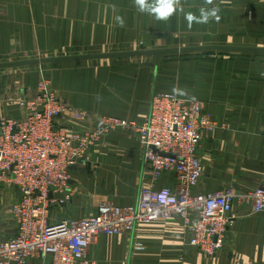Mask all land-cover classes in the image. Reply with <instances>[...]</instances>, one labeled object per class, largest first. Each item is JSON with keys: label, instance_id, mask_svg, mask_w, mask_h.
<instances>
[{"label": "crops", "instance_id": "1", "mask_svg": "<svg viewBox=\"0 0 264 264\" xmlns=\"http://www.w3.org/2000/svg\"><path fill=\"white\" fill-rule=\"evenodd\" d=\"M158 3L144 0L141 10L138 0H0V63L25 56L134 51L140 42L143 50L206 45L263 50H198L171 58L114 56L0 68V117L22 115L17 100L34 94L40 68L64 105L88 113L83 122L60 115L58 122L69 130L94 128L100 115L142 121L155 93L174 92L201 102L216 122L200 141L202 174L191 192L232 187L240 193L264 186V0H171L173 12L163 19L152 12ZM97 149L70 168L69 193L52 208L50 221L93 215L102 200L131 206L143 188L173 189L177 184L172 172L153 180L131 130L105 134ZM17 198L14 188L0 189L2 205ZM7 212L12 225L0 222L3 237L17 230L10 207ZM189 238L178 216L140 221L131 231L99 235L87 256L91 264H264V211L253 213L248 203L235 198L222 245L211 255L189 245ZM136 241L142 250L133 248Z\"/></svg>", "mask_w": 264, "mask_h": 264}, {"label": "built area", "instance_id": "2", "mask_svg": "<svg viewBox=\"0 0 264 264\" xmlns=\"http://www.w3.org/2000/svg\"><path fill=\"white\" fill-rule=\"evenodd\" d=\"M17 103L21 116L0 117V185L18 193L10 207L17 230L10 237L0 235V264H28L33 259L39 264H91L87 251L99 235L131 231L140 221H168L174 216L190 233L188 244L211 255L222 245L235 198L248 203L253 213L264 211V186L240 193L232 187L191 192L202 174L200 141L216 124L199 101L157 92L142 121L100 115L94 128L79 130H69L58 118L66 113L83 122L88 113L64 105L47 77L39 78L34 96ZM117 129L136 134L153 180L172 172L175 188H143L134 205L121 207L102 200L93 215L50 221L52 208L62 205L69 193L70 168ZM133 248L144 247L136 241Z\"/></svg>", "mask_w": 264, "mask_h": 264}, {"label": "water", "instance_id": "3", "mask_svg": "<svg viewBox=\"0 0 264 264\" xmlns=\"http://www.w3.org/2000/svg\"><path fill=\"white\" fill-rule=\"evenodd\" d=\"M198 50H250V51H257V50H263V49L235 47V46H213V45L195 46V47H180V48L147 49V50H138L137 49L134 51L94 53V54H84V55L52 56V57H41V58L8 61V62H1L0 68L27 66V65H38V64L48 63V62L64 61V60H80V59L105 58V57H114V56H133V55H151V54H157L158 55V54L189 52V51H198Z\"/></svg>", "mask_w": 264, "mask_h": 264}, {"label": "rangeland", "instance_id": "4", "mask_svg": "<svg viewBox=\"0 0 264 264\" xmlns=\"http://www.w3.org/2000/svg\"><path fill=\"white\" fill-rule=\"evenodd\" d=\"M145 47V44H143V43H137V49H140V50H143V49H145L144 48ZM180 53V52H179ZM179 55H182V54H162V56H160V57H164V58H171V57H177V56H179ZM41 58V57H45V56H43V55H37V56H31V57H26L25 56V58H28V59H30V58ZM146 58V57H145ZM147 59H150V56L148 57L147 56ZM39 65V64H38ZM34 67H37V66H34ZM42 70L43 69H41L40 68V72H39V76L41 77V76H44V77H46V74L44 73V72H42ZM39 80V79H38ZM38 82V81H37ZM37 85V84H36ZM36 85H35V88H34V94H35V91H36ZM57 92V91H56ZM34 94L32 95V96H34ZM58 94V93H57ZM32 96H30V97H32ZM22 98H25V97H22ZM21 108V107H20ZM98 145H99V142L96 144V145H94L92 148H90V150L88 151V153L86 154V157H84L83 159H81L80 161H83L84 159H86L87 157H88V155L90 154V153H92L94 150L95 151H97L98 149H97V147H98ZM79 161V162H80ZM4 189V190H11V188L12 187H6V185H0V189ZM16 191V190H15ZM13 200L14 199H11L10 201H8V200H6V203H3V205H2V202H0V222L2 221V220H6V221H8L9 223H11L10 225H12V222H11V220H9L10 219V217H9V214H8V212H7V208L8 207H11V203L13 202ZM16 201V200H15ZM15 231V230H14Z\"/></svg>", "mask_w": 264, "mask_h": 264}, {"label": "clouds", "instance_id": "5", "mask_svg": "<svg viewBox=\"0 0 264 264\" xmlns=\"http://www.w3.org/2000/svg\"><path fill=\"white\" fill-rule=\"evenodd\" d=\"M138 3L142 10L144 7V0H138ZM152 12H155L157 14V18L159 19L166 18L170 13L173 12V5L171 3V0H159L158 5L152 7ZM203 22H206V18Z\"/></svg>", "mask_w": 264, "mask_h": 264}]
</instances>
